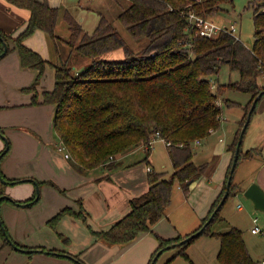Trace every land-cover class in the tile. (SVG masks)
I'll use <instances>...</instances> for the list:
<instances>
[{
	"label": "trees",
	"instance_id": "16d2710c",
	"mask_svg": "<svg viewBox=\"0 0 264 264\" xmlns=\"http://www.w3.org/2000/svg\"><path fill=\"white\" fill-rule=\"evenodd\" d=\"M7 1L29 10L31 17L18 35V29L11 33L0 29V54L4 51V43H7L9 49L6 56L17 51L22 67L37 71L33 85L23 91L35 93L31 105L54 106L53 127L75 170L81 174L97 169L111 172L123 165L122 159L126 155L142 147L145 148V157L136 164L150 165L149 158L153 150L149 145L151 138L160 134L169 143L167 150L173 172H160L151 168L148 172L149 190L131 199L130 212L108 230L91 229L96 241L108 246L128 245L142 234H154L159 246L148 263L152 264L160 250L199 231L213 215L227 191L234 156L223 190L198 229L171 239L161 238L154 233V226L166 217L172 204L174 188L178 187L187 197L191 185L208 174V162L200 165L194 162V144L197 140L207 139L220 128L223 105L218 100L230 90L251 96L229 147L235 155L251 106L264 91V82L260 80L264 77V0L251 2L255 26L252 48L226 31H221L213 38L205 37L188 18L194 13L209 21V18L224 11L223 5H233L234 0H128L129 5L122 9L118 18L136 40L147 42L139 51L126 43L113 22L106 17L101 18L93 33H88L68 10L51 6L49 0ZM61 15H64L69 26L70 38L67 43L72 52L63 64L54 65L29 48L25 41L38 30L46 32L56 41V27ZM12 44L14 47H11ZM118 51L123 53L122 59L109 58ZM80 63L83 65L79 67ZM47 65L55 69V86L52 91H44L40 101L36 91ZM225 65L239 71L241 78L227 84L216 82L218 89L214 92L213 78ZM263 98L264 95L261 100ZM223 104L229 107L240 105L228 99H224ZM0 134H5L4 128L0 127ZM8 145L9 149L4 156L11 151L9 139ZM258 156H262L261 149L241 150L238 162ZM1 160L0 173L8 181L6 185L25 183L20 179L6 177L1 171ZM105 179L111 180L109 176ZM35 182L40 188L50 185L65 192L53 181L31 178V183ZM235 191L236 186L232 182L228 198ZM3 195L4 192L0 191V197ZM41 198V195L37 198V191L22 201L11 202L4 198L0 209L5 201L16 205L30 203L28 208L34 207L40 203ZM77 203L78 210L66 207L48 221V225L61 238L65 237L58 231V225L65 216L82 219L89 226L83 202L79 200ZM221 210L200 236L179 247L178 256L189 259L188 247L202 235H208L220 241L217 255L220 264H257L250 254L242 230L232 227L224 232L212 231L211 226L220 220ZM3 226L10 240L19 247L16 251L33 256L42 250L41 253L66 258L67 253L61 250L28 247L18 243L10 235L4 221ZM0 238L4 246L12 247L1 225ZM69 255L72 257L67 258L75 263L86 264L80 255ZM190 262L193 264V261Z\"/></svg>",
	"mask_w": 264,
	"mask_h": 264
},
{
	"label": "crops",
	"instance_id": "0c3cea01",
	"mask_svg": "<svg viewBox=\"0 0 264 264\" xmlns=\"http://www.w3.org/2000/svg\"><path fill=\"white\" fill-rule=\"evenodd\" d=\"M49 2L53 7L60 8L61 10H68L74 16V18H76L81 23L84 30L88 33H93L101 20L93 19V16L90 12H85L83 6L80 5L82 0H49ZM30 17L31 12L29 10L17 7L7 0H0V29H2L4 32L11 33L18 29L16 33L18 35L25 29ZM87 27H90L91 31H88V29H86ZM56 36L57 40L54 41L48 36L46 32L38 30L32 36L26 39L25 44L29 48L40 53L42 57L52 64L61 65L69 58L72 52L71 47L67 43L70 38V30L64 15H61L58 20ZM11 47H14L13 44ZM36 77L37 71L22 67L17 51H13L6 57L0 59V127L4 128V130L6 127L16 126L14 124H17L23 120L22 124H29L30 126L34 127L37 133L41 135L45 134L50 120H53L55 109L54 106L36 105L42 106L32 110L34 115L39 118H37L34 122L24 118L25 114L30 110L29 108L27 109L26 105H31L32 97L35 95V93H26L23 90L31 87ZM54 86L55 69L53 66L47 65L44 77L36 91L37 94H39V100H42L41 95L44 91H52ZM45 138L46 141L43 139L44 148L42 151L47 155L45 156L47 158V162L44 165L45 169H39L38 167H35V176L30 175V177L38 181H53L61 188H72V201L67 199V201L64 202L65 198L58 194L54 188L50 187V185H43L40 188V191H42V197H45V202H48L53 206L47 205L48 207H45V209L49 211L48 214H42V216L39 215L37 217V222H34L33 225H30L26 228L23 225L22 219L17 220L14 218L17 209L13 208L9 202L8 205L3 203L0 209L2 212L1 216L7 222L8 227H6L9 233L13 230L14 235L12 236L11 233L10 235L15 241L24 246L45 247L49 249L61 250L67 254L80 255L86 264H109L111 262H115L117 258L120 259L117 260V262L125 264L121 259L124 255L123 247L126 245L108 246L100 241H96V238L91 233V229L96 231L108 230L118 220L130 212L131 199L139 197L149 190L148 168H152L161 172V170L158 168L162 165L159 163L160 165L158 167L155 156V151L157 150H155V145L157 143L162 142L165 144L166 150L164 152L166 159H168L170 162L167 144L164 141H158L153 146L152 154L149 158L150 165L147 163H124V158H128L130 155H132V153H130L122 159L123 165L116 170L110 172L106 169H99L101 170L99 174H94L92 171L88 174H80L74 170V168L71 166L72 164L70 165V158H66V154L65 156H58L56 155L57 153L55 151L54 152L56 154L53 153V150L49 147L51 143L47 141L48 136L46 135ZM229 147L230 146H228L227 152L224 156L223 171H219L218 175L216 174L215 178L213 179L212 176L216 172L215 170L212 172V174H210V178H208L207 175L203 176L201 179L191 185L192 189L196 185L201 187L204 185L203 181H206L207 179L208 182H211V180L216 181V185L213 188H210V193L207 194L208 197L205 202L206 205L203 206V208H209V211L213 203L221 194L226 182L227 172L234 156L233 152L229 150ZM28 148H36V141L31 137H29L28 140L25 141V144H22L21 147V149ZM252 148L257 147H251L250 149ZM1 150L2 147L0 146V152ZM261 150L263 154L264 149L261 148ZM28 152H30V150L24 154V157ZM260 157H264V155L255 158ZM143 158L141 160H143ZM48 163L49 166H47ZM25 166H27L26 163ZM30 166H32V163ZM5 174H7V172H5ZM12 174L13 173L7 174L9 179L14 178V175ZM106 176H109L111 180L105 179ZM254 182H258L256 177L252 179L248 186L252 185ZM258 183L264 189V178L263 181ZM0 184L3 183L0 182ZM18 188H8L6 191V196H9L14 200L22 201L31 197L36 191L35 184L34 186L26 185L25 187ZM0 191L3 190L0 189ZM52 197L54 200H52ZM187 199L188 196L186 197L185 201H187ZM79 200L83 202V206L88 213L89 226L84 223L82 219L75 218L73 216H65L58 225V231L63 234L66 239L59 237L58 234L49 227L48 221L66 207H72L78 210L79 205L77 201ZM32 211L33 212L31 213H36V210ZM167 215L154 226L153 231L159 237L164 239L175 238V234L178 232V230L169 218L170 215ZM51 230L54 231L58 237L56 236L53 238L50 234ZM41 232H44L46 237L30 239L32 235L37 236ZM178 235H180V233L177 234V236ZM151 237L152 236L150 234L145 233L142 234L136 241H138L137 243H143L145 239L147 240ZM152 244L154 245L150 246V248L145 251V253H143V260L141 264H148L152 254L159 246L158 241L152 242ZM0 254L4 259L2 262L0 261V264H17L19 262L21 264H77L70 259L49 256L41 252H38L33 256L26 255L22 252L14 250L10 246H4L3 240L1 238ZM261 260H264V257L259 258L257 262Z\"/></svg>",
	"mask_w": 264,
	"mask_h": 264
},
{
	"label": "rangeland",
	"instance_id": "374dc122",
	"mask_svg": "<svg viewBox=\"0 0 264 264\" xmlns=\"http://www.w3.org/2000/svg\"><path fill=\"white\" fill-rule=\"evenodd\" d=\"M252 1L254 0H234L233 5H223L224 11L216 14L212 18H209V21H212L215 24L224 27H231L235 24L238 27L237 33L241 38L242 43H244L248 48H252L254 44L255 30L254 9L253 6H251ZM80 5L83 6L85 12L91 13L93 19L100 20L102 17H106L107 19L112 21L113 25L126 40V43H128L130 47L135 49L136 51L141 50L144 46L147 45L146 41L140 42L136 40L130 34L127 27L118 18L122 9L129 5L128 0H82V3ZM86 29H88V31H91L90 27H87ZM122 54L123 53L121 51H118L111 54L109 58L122 59L124 57ZM81 65L83 64L80 63L79 67ZM79 67L77 68L79 69ZM240 78L241 75L239 71L232 70L228 65H225L222 67L220 73L215 78H213V81L215 82H212V88L214 92H217L218 84H216V82L227 84L230 82H237L240 80ZM260 80L264 82V77ZM250 98V94L236 90H230L226 92L223 96H220L218 102L220 105H223L220 128L214 131L207 139L197 140L202 142V144H197V141L195 142L194 148L196 154L194 156V161L197 165L207 162L210 164V170L207 174L208 178H210V174H212V172L215 170L216 172L212 176L213 179L215 178L216 174L218 175L219 171H223L224 156L227 152L228 146L233 143L236 132L239 128V122L242 120L245 114L244 107L248 104ZM224 99L240 103V105L229 107L226 104H223ZM42 106L26 105L27 109L29 108L30 110L25 114L24 118L26 120H32V122H34L39 117L34 115L32 110H35L34 108ZM22 123L23 120L18 122L17 124H14L16 126L6 127L4 130V136L7 140H10L12 147L11 151L2 158L1 169L4 174L5 172H7V174L13 173L12 175H14V178L12 179L27 180L31 179L30 175L35 176V167H38L39 169H45L44 165L47 162V158L45 156L47 155L44 154V152L42 151L44 148L43 139L46 141V135L48 136L47 141L51 143L49 147L53 150L54 154L57 153L56 155L58 156H65L67 150L63 149L64 145L53 127L52 119L50 120L47 130L43 135L37 133L34 127L30 126L29 124ZM29 137L36 141V148L21 149L22 144H25V141L28 140ZM0 140V146L2 147V150L0 152L1 156L6 150L7 140H5L2 136H0ZM17 143L20 145H18ZM155 146V150L157 149L155 151V156L158 163V167L160 164L162 165L158 169L171 173L173 171V166L171 161L169 162L168 159H166V155L164 152L166 150L165 144L159 142ZM251 147L264 149V98L258 104L256 113L254 114L250 123V127L248 128L244 137L241 150L243 152H246ZM60 148H62V150H60ZM29 150L30 152H28L24 157V154ZM138 150L139 151L132 153L130 157L124 158V163L130 164L141 161L145 154V148L142 147ZM262 155H264V153ZM25 163L27 166H25ZM31 163L32 166H30ZM49 163L47 166H49ZM69 163L70 165L72 164L71 160H69ZM101 170L98 169L92 172L94 174H99ZM7 174H5V176L9 178ZM254 177L257 178L258 182L263 181L264 157L254 158L251 160L241 159L238 162L233 178V182L235 183L237 191H235V193L232 194L230 198H228L220 212V220L215 222L211 226V228L212 231L216 232H224L231 229L232 227H236L242 230L243 237L250 251V254L252 258L257 261L259 258L264 257V212L256 209L253 202L245 196V191L249 188L248 185ZM207 180L203 181L204 185H202L201 187L196 185L194 188L191 189L187 201H185L186 196L179 190V188H174L173 202L167 210V216L170 215L169 218L178 230L175 236H177V234L179 233L181 236H184L187 233H192L200 227V225L203 223L204 218L207 217L209 208H203V206L206 205L205 202L208 197L207 194L210 193V188H213L216 185V181L211 180V182H208ZM258 182L254 183L259 184ZM26 185L34 186V183L25 182L16 185L0 184V189L3 190L5 195H7L6 191L8 188L14 187L17 189L18 187H25ZM59 188L61 190H64L65 192L62 193L59 189H54L57 191L58 194L62 195L65 198L64 202H66L67 199L72 201V188H61L60 186ZM52 200H54L53 197ZM4 203L8 205V201H5ZM9 204L13 208L17 209L14 218L17 220L22 219L25 228L30 225H33L34 222H37V217L39 215L42 216V214H48L49 211L45 209V207H48L47 205H52L48 202H45V197H42V200L39 204L30 208L19 206L11 202H9ZM32 210H36V213H31L33 212ZM0 215H2L1 211ZM1 218L7 226V222L5 221V219H3L2 216ZM254 218H258L259 221L257 224L254 223ZM255 226H259L262 232L259 234L252 233V228ZM10 233L12 236L14 235L13 230ZM50 234L53 238L57 236L52 230ZM150 235L153 238L151 237L147 240L145 239L143 243H137L138 241L135 240L133 244L130 243L123 247L124 255L121 259L122 262H124L125 264H141L143 260V253H145V251H147L150 246L154 245L152 244V242L158 241L154 234ZM44 237H46L45 233L41 232L37 236L32 235L30 239H38ZM60 240L63 241L62 239ZM220 245V241L217 238L210 237L208 235H202L188 247L187 253L189 255V259L181 255L178 256L180 248L176 247L164 250V252L160 255L155 264H191L190 260L193 261V264H220L217 259V255L220 250ZM43 254L49 255L48 253ZM66 259L68 258L66 257ZM3 260L4 259L0 254V261L2 262ZM117 260L120 259L117 258L115 262H111L109 264H122L120 262H117ZM17 264L21 263L19 262Z\"/></svg>",
	"mask_w": 264,
	"mask_h": 264
},
{
	"label": "water",
	"instance_id": "95a60500",
	"mask_svg": "<svg viewBox=\"0 0 264 264\" xmlns=\"http://www.w3.org/2000/svg\"><path fill=\"white\" fill-rule=\"evenodd\" d=\"M0 38H1V35H0ZM8 49H9L8 44L4 43V51H3L2 54H0V59H2L3 57L6 56V54L8 52ZM263 95H264V91L255 99V101L253 102V104L251 106L250 112H249L248 117H247V121L245 122V125H244V127H243V129L241 131L240 136H239L236 152H235L234 159H233V164H232V167H231V170H230V175H229L228 182H227V191H226L223 199L221 200L220 204L216 208L215 212L210 217V219L207 221V223L199 231H197L196 233L192 234L191 236L185 238L184 240H182L179 243L173 244L171 246L166 247L165 249L160 250L156 254L155 258L153 259L152 264L156 263L157 259L164 252V250H167V249H170V248L180 247L183 244L191 241L192 239L200 236L204 232V230L206 229L207 225H209L211 223V221L213 220L214 216L223 208V206L226 203V201H227V199L229 197V194H230V188H231V185H232V182H233V178H234V174H235V171H236V168H237V165H238V160H239V157H240L241 148H242V144H243V141H244V137H245L246 131H247L248 126L250 125V122L252 120L253 112L255 111V109L257 107V104H258L259 100H261ZM0 136L4 137V139L7 140L4 135L0 134ZM8 149H9V145H8V140H7V148L3 152V154L0 156V160L2 159V157L7 152ZM0 182L5 184V185L8 184V181H6L2 177L1 173H0ZM22 182H31V179L22 180ZM35 185H36V191H37V198H39L40 195H41L40 186L38 185L37 182H35ZM245 196L253 202V204H254L256 209L264 212V189L259 184L253 183L251 186H249V188L245 191ZM4 198H7L11 202L15 201L13 198H10L9 196L3 195L2 197H0V203H1L2 199H4ZM17 205L23 206V207H28L30 205V203H26V204L17 203ZM0 225H1L2 231H3L4 235H5V238L11 243L12 248L15 249V250L19 249V247L16 246L10 240V237H9V235L7 233L6 228L3 226V221H2L1 215H0ZM33 251H36V250H29V252H33ZM38 251L42 252V250H38ZM65 256L68 257V258L72 257L69 254H65Z\"/></svg>",
	"mask_w": 264,
	"mask_h": 264
},
{
	"label": "built area",
	"instance_id": "2783aa9c",
	"mask_svg": "<svg viewBox=\"0 0 264 264\" xmlns=\"http://www.w3.org/2000/svg\"><path fill=\"white\" fill-rule=\"evenodd\" d=\"M188 18L193 24H195L200 29V34L205 37L213 38L217 36L221 31H226L229 34H231L236 40L241 41V38L239 37L237 33L238 27L235 24L232 25L231 27L219 26L212 21H208L206 19L196 16L194 13H191ZM158 141H164L167 145H169V143H167L166 140L160 136V134L153 136L150 140L149 145L153 148V146ZM200 143H201L200 141H197V144H200ZM63 149L65 148L63 147ZM60 150H62V148H60ZM69 157H70L69 154L66 153V158H69ZM151 170H152L151 168H148V171H151ZM258 221H259L258 218L254 219L255 224H257ZM261 232L262 231L259 226H255L252 228V233L254 234H259ZM257 264H264V260L259 261Z\"/></svg>",
	"mask_w": 264,
	"mask_h": 264
}]
</instances>
